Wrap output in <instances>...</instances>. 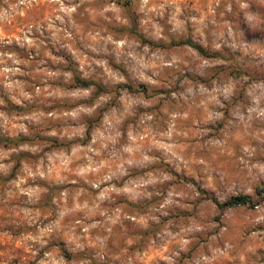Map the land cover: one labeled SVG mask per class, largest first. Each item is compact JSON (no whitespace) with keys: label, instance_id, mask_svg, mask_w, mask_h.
<instances>
[{"label":"rangeland","instance_id":"374dc122","mask_svg":"<svg viewBox=\"0 0 264 264\" xmlns=\"http://www.w3.org/2000/svg\"><path fill=\"white\" fill-rule=\"evenodd\" d=\"M0 136V264H264V0H0Z\"/></svg>","mask_w":264,"mask_h":264},{"label":"trees","instance_id":"16d2710c","mask_svg":"<svg viewBox=\"0 0 264 264\" xmlns=\"http://www.w3.org/2000/svg\"><path fill=\"white\" fill-rule=\"evenodd\" d=\"M174 44H186V45L192 47L193 49H195L199 54H201L203 56H211L210 53H208L207 51H204L201 46H199L198 44L192 42L190 39L180 40V41H177ZM70 71H71V77H72L73 82L75 84L82 85V86H86V85L92 84L91 81H89V80H85V79L79 78L72 69H70ZM121 87L127 88L128 90L131 89V87L128 86V85H121ZM95 88H97L98 90L100 89V87H98L97 85H95ZM139 90L142 91V92H145V88L144 87H141V89H139ZM20 140H23V138H21V137L8 138V137H5V136H0V143L3 144V145L4 144H15V143H17ZM211 200H213V199H211ZM247 204H249V198L246 195H244V194H237V195L230 196L229 198L223 200L220 203L215 202V205L217 206L218 209L234 207V206H237V205H247Z\"/></svg>","mask_w":264,"mask_h":264}]
</instances>
